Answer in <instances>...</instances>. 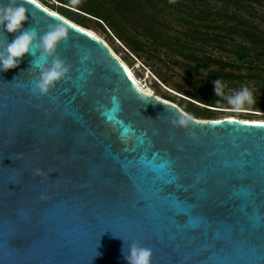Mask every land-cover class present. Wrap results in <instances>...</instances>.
I'll list each match as a JSON object with an SVG mask.
<instances>
[{"label": "water", "instance_id": "1", "mask_svg": "<svg viewBox=\"0 0 264 264\" xmlns=\"http://www.w3.org/2000/svg\"><path fill=\"white\" fill-rule=\"evenodd\" d=\"M25 6L26 28H67L71 72L48 96L32 54L0 72V264H127L132 243L152 264H264V121L175 127L185 112L102 40ZM14 38L0 29V47Z\"/></svg>", "mask_w": 264, "mask_h": 264}, {"label": "rangeland", "instance_id": "2", "mask_svg": "<svg viewBox=\"0 0 264 264\" xmlns=\"http://www.w3.org/2000/svg\"><path fill=\"white\" fill-rule=\"evenodd\" d=\"M37 1L97 34L145 90L191 117L264 120V0ZM218 78L228 94L247 85L256 104L233 111L213 92Z\"/></svg>", "mask_w": 264, "mask_h": 264}, {"label": "clouds", "instance_id": "3", "mask_svg": "<svg viewBox=\"0 0 264 264\" xmlns=\"http://www.w3.org/2000/svg\"><path fill=\"white\" fill-rule=\"evenodd\" d=\"M26 2L27 0H0V29L15 34V38L8 41L6 47H0V72L17 68L25 55L32 54L35 59L31 68L38 69L39 75L32 82L31 93L34 96H48L59 82L70 75L71 67L58 54L60 44L69 39V34L61 23L50 25L43 34L38 33L34 27L26 28L25 24L29 21ZM37 50L40 53L38 57ZM206 75L202 71V77ZM212 84L215 96L225 100L235 112H241L257 102L247 85L239 90H230L231 94H228L225 91L227 84L221 79L213 80ZM191 120L192 117L187 113H178L171 123L175 127L187 128ZM125 259L127 264H152L153 252L139 243H132Z\"/></svg>", "mask_w": 264, "mask_h": 264}, {"label": "bare ground", "instance_id": "4", "mask_svg": "<svg viewBox=\"0 0 264 264\" xmlns=\"http://www.w3.org/2000/svg\"><path fill=\"white\" fill-rule=\"evenodd\" d=\"M35 2H37L39 5H41L42 7H45V6H43L39 1H37V0H34ZM47 10H49L50 12H53L52 10H50V9H48L47 7H45ZM53 13H55V12H53ZM57 14V13H56ZM59 15V14H58ZM69 21V20H68ZM69 22H71V21H69ZM73 25H75V26H77L76 24H74L73 22H71ZM77 27H79V28H81V29H83V30H85V31H87V32H89L90 34H92V35H94L95 37H97L98 39H100L101 40V38L97 35V34H95V33H93L92 31H89V30H86V29H84V28H82V27H80V26H77ZM103 41V40H102ZM104 42V41H103ZM105 43V42H104ZM113 53V52H112ZM114 54V53H113ZM115 55V54H114ZM116 56V55H115ZM117 57V56H116ZM117 59H119L118 57H117ZM119 61L121 62V63H123V65L125 66V68L127 69V71H128V73H129V75H130V77L133 79V81L136 83V85L144 92V93H146V94H148V95H151V96H154V97H156V98H158L154 93H152V92H150L149 90H145L142 86H141V84L139 83V81L137 80V78L134 76V74L132 73V71L130 70V68H129V66L126 64V63H124L122 60H120L119 59ZM158 99H160V98H158ZM161 100V99H160ZM167 102V101H166ZM177 106V105H176ZM228 119H233V120H239V119H236V118H228ZM259 121V120H258ZM261 121H264V120H261Z\"/></svg>", "mask_w": 264, "mask_h": 264}, {"label": "trees", "instance_id": "5", "mask_svg": "<svg viewBox=\"0 0 264 264\" xmlns=\"http://www.w3.org/2000/svg\"><path fill=\"white\" fill-rule=\"evenodd\" d=\"M93 5H94V7H96L95 4H93ZM121 6L123 7V0H122V5H121ZM122 7H121V8H122ZM82 8H84V7H82ZM96 8H97V7H96ZM83 10H85V8H84ZM90 12H91V11H90ZM96 16H97V15H96ZM100 18H101V17H100ZM101 19H102V18H101Z\"/></svg>", "mask_w": 264, "mask_h": 264}, {"label": "snow or ice", "instance_id": "6", "mask_svg": "<svg viewBox=\"0 0 264 264\" xmlns=\"http://www.w3.org/2000/svg\"><path fill=\"white\" fill-rule=\"evenodd\" d=\"M33 2H34V0H33ZM45 11H47V10L45 9ZM53 15H55V14L53 13ZM68 78H69V77H68ZM68 78H67V79H68ZM240 123H245V122L241 121Z\"/></svg>", "mask_w": 264, "mask_h": 264}]
</instances>
